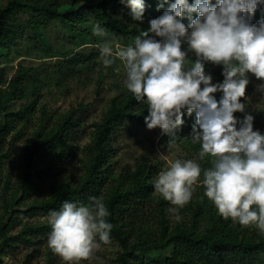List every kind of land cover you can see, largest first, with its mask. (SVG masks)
Instances as JSON below:
<instances>
[{
    "label": "rangeland",
    "instance_id": "374dc122",
    "mask_svg": "<svg viewBox=\"0 0 264 264\" xmlns=\"http://www.w3.org/2000/svg\"><path fill=\"white\" fill-rule=\"evenodd\" d=\"M85 1L70 0L59 10L65 13L83 6ZM6 2L0 0V9ZM197 15L193 13L194 18ZM16 19L21 24V33L15 40L0 45V264H68L48 247L50 210L44 204L52 199L51 194L56 196L68 186L75 190L91 177L98 126L113 101L122 102L129 95L123 85V64L117 60L105 68L99 45L104 40L128 44L108 31L105 37L94 35L93 27L98 22L90 14L72 22L73 28L58 19H44L31 12L23 11ZM151 19L135 20L129 28L147 30ZM184 23L187 26L186 18ZM74 58L80 62H73ZM189 59L195 62V54L189 52ZM222 70V65L205 64V74L213 76V83L223 81ZM262 83L264 80L249 73L246 95L241 98L246 104L245 112H237L235 116L243 119L252 114L254 130L264 134V93L259 91ZM214 95L219 99L222 93ZM69 118L71 125L65 129L63 142L36 159L34 166L43 174L32 180L29 191L24 192L20 183L35 140L53 135ZM184 129L176 130L175 144L170 150L171 137L162 134L159 128L149 130L146 124L126 121L116 130L113 151L107 164L99 169L97 178L102 179L94 196H102L108 207L113 194L134 188L133 175L139 167L144 168L142 177L151 191L147 197L135 200L131 197L116 206L122 209L114 214L119 233L127 236L128 242L122 243L111 231V242L102 244L93 258L78 264H121L124 254L132 264L146 260L164 264L176 250L174 239L179 233L223 234V222L229 224L240 240L264 236L255 225L243 227L230 218L224 219L214 204L203 197L199 185L193 186L192 199L181 209L182 219H170L167 212L170 202L154 192L152 179L167 167L168 159L197 158L201 145L192 142L191 130ZM212 159L209 155L200 161L202 168L211 167ZM259 264H264V257Z\"/></svg>",
    "mask_w": 264,
    "mask_h": 264
},
{
    "label": "clouds",
    "instance_id": "9594fccd",
    "mask_svg": "<svg viewBox=\"0 0 264 264\" xmlns=\"http://www.w3.org/2000/svg\"><path fill=\"white\" fill-rule=\"evenodd\" d=\"M122 2L134 20L143 21L145 0ZM259 5L264 0H163L157 9H163L162 14L151 19L133 43L104 40L99 45L105 68L117 60L123 64L124 87L147 105V128H159L171 137L169 150L185 111L189 117L195 113L191 139L201 145L197 158L168 159L167 167L152 179L154 192L170 202V219H182L180 211L192 199L193 186L199 185L224 219L243 227L255 225L264 234V134L254 130L252 114L235 116L245 112L241 98L249 73L264 80V19L249 20ZM193 13L198 15L194 18ZM93 34L107 36L98 23ZM208 62L223 66L222 82L213 83V76L205 74ZM259 91L264 93V83ZM217 92L222 93L219 99ZM209 155L211 167L202 168L200 161ZM110 215L102 196L90 197L87 204L65 200L48 214V247L68 264L93 258L102 244L111 242Z\"/></svg>",
    "mask_w": 264,
    "mask_h": 264
},
{
    "label": "trees",
    "instance_id": "16d2710c",
    "mask_svg": "<svg viewBox=\"0 0 264 264\" xmlns=\"http://www.w3.org/2000/svg\"><path fill=\"white\" fill-rule=\"evenodd\" d=\"M68 1L70 0L65 2L59 0H7L6 4L0 9V45L15 40L17 35L21 33V24L16 19V16L23 11L37 14V16L42 15L44 19H58L60 23L71 28H73L72 22L82 20L87 14H90L106 31L114 33L127 44L133 43L140 31L144 30L143 26L141 29L129 28L130 24L135 20L131 15L130 8L122 0H86L83 6L72 8L65 13L60 12L59 7L68 4ZM162 2L163 0H145L146 10L144 18H156L161 15L163 9L159 11L157 9ZM171 2H175V0H171ZM189 2L192 3L194 0H189ZM168 6L169 4L165 3L164 7L167 8ZM261 19H264V5H259L255 15L249 17L251 23H258ZM73 62L79 63L80 59L74 58ZM146 115H148L147 105L138 103L130 91L124 101H113V105L105 116L103 123L98 126L99 129L93 144V151L96 155L91 177L75 190L69 189L68 186L64 187L56 196L51 194L52 199L44 204V208L50 211L59 210L65 200L78 199L80 202L87 203L90 197L97 196V186L102 179V177L97 178L99 169L104 163L107 164L109 153L113 151L112 138L114 133L126 121L145 125L144 117ZM195 119V113L191 117L185 113L184 124L177 130L183 131L186 128L188 132L190 130L193 131ZM70 120L71 118L67 119L65 124L60 126L48 138H37L35 140L33 148L27 157L25 175L20 183L24 192L31 187L32 180H38L43 174L42 171L35 168L34 162L37 158L60 146L66 135L67 125H71ZM143 173L144 168L139 167L138 171L133 175L134 188L126 193L117 192L109 200L108 209L111 215L108 217V221L113 225L111 231L121 239L122 243H126L127 236L119 233L114 214L121 207L117 209L116 206L121 202L126 203L131 197L135 200L139 197L148 196L151 187L146 183L145 177H142ZM1 181L0 174V186ZM203 202L206 203V200ZM223 228V234H217L214 231L205 232L199 236L194 233H179V236L174 239L177 242L176 250L171 257L164 261V264H259L261 262L264 257V236L240 240L239 237L233 234L227 222H223ZM146 252L149 253V251ZM125 257V254L121 257V264H132ZM146 261L142 264H161L157 262L146 263Z\"/></svg>",
    "mask_w": 264,
    "mask_h": 264
}]
</instances>
